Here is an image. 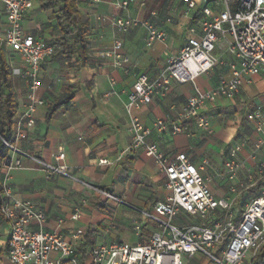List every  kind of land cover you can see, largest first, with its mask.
Wrapping results in <instances>:
<instances>
[{
  "label": "crops",
  "instance_id": "1",
  "mask_svg": "<svg viewBox=\"0 0 264 264\" xmlns=\"http://www.w3.org/2000/svg\"><path fill=\"white\" fill-rule=\"evenodd\" d=\"M69 1L75 3L78 18L87 22L85 38L90 62L77 71L68 68L63 57L42 62L37 96L45 101V105L36 110L33 127H22L27 138L16 143L18 149L46 163H54L53 156L64 152L67 175L47 177L35 161L26 158L24 169L10 173L9 184L17 199L29 200L45 211V230L56 231L69 241L71 234L79 231L76 250L84 249L85 253L82 258L79 252L78 258L82 260L77 261L91 264L90 250L96 245H129L123 240L130 233H133L135 244L145 243L154 227L147 224L144 213H151L169 194L164 187V175L158 171L153 159L141 149L130 148L129 114L125 103L134 75L146 74L154 79L169 57L180 51L189 32L181 19L182 0H135L126 9L117 6L121 0ZM32 2L33 7L23 19L24 32L46 44L61 42L63 30L57 19L63 6L61 0ZM151 12L155 15L150 16ZM116 15L148 19L163 28L167 38L165 42L147 47L144 28L136 27L123 33L110 24V18ZM4 22L0 4V27ZM115 39L122 42L121 52L129 57L132 74L125 75L114 69L110 58L103 55ZM230 42V36H220L213 51L219 62L209 73L195 80L202 91L215 86L220 76L229 78L228 63L233 61L227 51ZM9 63L17 103L14 123L24 110L27 82L22 76L21 59H10ZM111 79L114 85H111ZM73 83L79 90L71 102L49 115L48 105L62 94L67 84ZM190 93V84L171 82L164 98H153L148 105L133 108L130 114L145 126H151L159 118L171 121ZM258 105L264 106V73L254 76L250 84L243 82L232 100L219 99L208 104L201 113L208 122L206 129L190 121L181 133H153L149 141L155 142L168 156L185 153L196 166L207 158L220 173L229 151L240 145L236 155L240 164L237 179L230 181L224 175L211 176L209 186L215 196L227 195L233 204L237 199L241 203L249 187L257 182L264 183V171L256 172L258 165L264 162V140L258 144L260 136L247 120V114ZM100 159L110 163L99 165ZM235 184L237 194H227V188ZM75 209H79V218L73 220ZM136 224L142 225L140 236L134 231ZM8 231V223L0 215V264H11L7 258ZM51 256L55 257L54 254ZM194 256L184 257V264H200ZM61 264L77 263L63 260Z\"/></svg>",
  "mask_w": 264,
  "mask_h": 264
},
{
  "label": "built area",
  "instance_id": "2",
  "mask_svg": "<svg viewBox=\"0 0 264 264\" xmlns=\"http://www.w3.org/2000/svg\"><path fill=\"white\" fill-rule=\"evenodd\" d=\"M134 1L121 0L117 6L126 9ZM182 2L181 19L188 27L189 36L154 79L146 74L134 75L125 103L129 114L130 148L141 149L153 159L158 171L164 175V187L169 194L154 206L151 213H144L147 224L154 227L145 243L96 245L90 250L91 264H184V257L191 258L196 253L206 255L212 264H264V260L256 263L254 260L264 247V192L252 197L237 219L232 212L233 200L227 195L215 196L209 186L210 178L202 173L207 169L211 176L224 175L230 181L236 180L240 169L236 155L240 145L229 151L220 173L207 158L196 166L185 153L168 156L155 142L149 141L153 133H181L190 121L206 129L208 122L201 113L208 104L219 99L232 100L243 82L250 84L254 76L264 73V0ZM0 4L5 20L0 27V47L21 59L24 65L22 76L27 82L24 110L14 122L13 142L5 143L8 153L0 169V215L9 226L7 258L11 264H61L63 260H73L80 232H73L69 241L56 231L45 230V211L29 200L17 199L9 184L10 173L24 169L23 160L26 158L35 161L47 177L67 175L64 152L53 156L54 163H46L16 147L19 140L27 138L22 127H33L36 110L45 105V101L37 96L41 64L50 59L60 45L46 44L24 32L22 23L33 7L32 0H0ZM149 15L154 16L155 13ZM110 24L123 33L142 26L147 47L165 42L167 38L166 31L148 19L116 15L110 18ZM225 35L231 37L227 48L233 56V61L228 63L230 76H220L215 86L202 91L195 80L209 73L219 62L213 51L220 36ZM121 51L122 42L115 39L103 55L110 58L114 69L125 75L132 74L130 59ZM171 82L191 85V93L173 120L159 118L151 126H145L130 114L133 108L148 105L153 98H164ZM110 83L114 85V80L111 79ZM247 120L254 125L261 140L258 144H261L264 140V106L258 105L251 110ZM109 163L106 159L98 160L99 165ZM263 171L264 162H261L256 172ZM236 184L227 188V194H237ZM180 213L196 217L201 223H174V218ZM71 218H79V209H75ZM141 226H134L139 236Z\"/></svg>",
  "mask_w": 264,
  "mask_h": 264
},
{
  "label": "trees",
  "instance_id": "3",
  "mask_svg": "<svg viewBox=\"0 0 264 264\" xmlns=\"http://www.w3.org/2000/svg\"><path fill=\"white\" fill-rule=\"evenodd\" d=\"M61 2L63 6L58 11L57 19L63 30V38L61 42H55V44L60 45V49L57 50L51 59L63 57L64 61L67 62V67L73 71H77L90 62L85 38L87 22L78 18L73 1L61 0ZM50 5L44 7L47 8ZM78 90L79 86L77 84H67L62 90V94L48 105V114L53 115L61 107L67 106ZM16 109L17 103L12 85V69L7 54L0 49V169L1 163L8 153L5 143L13 142L15 132L13 118L16 114ZM263 188L264 183L257 182L247 189V193L251 197H256L260 195ZM79 252L82 253L83 258L85 250L80 249L79 251L76 250L72 259L77 264H82V262L77 261L82 260V258H78ZM254 260L255 263L258 260H264V247Z\"/></svg>",
  "mask_w": 264,
  "mask_h": 264
},
{
  "label": "rangeland",
  "instance_id": "4",
  "mask_svg": "<svg viewBox=\"0 0 264 264\" xmlns=\"http://www.w3.org/2000/svg\"><path fill=\"white\" fill-rule=\"evenodd\" d=\"M0 49H2L7 54L9 61H10V59H11V61L19 60V57L17 55L9 53L7 50H5L2 47H0ZM203 174H206L210 178V181H211V175L207 169L203 172ZM168 193H169V191H168ZM250 198H251V196L247 194L246 198L244 200H242L241 203L238 201V199H237V201H235V203L232 206V212H233L234 217H238L239 213H241L242 210L244 209L245 203L247 201H249ZM144 217L146 218V216H144ZM173 222L176 224L201 223V221L198 218L190 217V216L183 214V213H180L178 215V217H175ZM130 234H128L124 238L123 241L125 243H128L129 245H132V243L133 244H135V243L133 242L134 241L133 240V233H130ZM129 237H131V238H129ZM194 260H198L200 262V264H212L211 260L206 255H204L202 253H196L194 256Z\"/></svg>",
  "mask_w": 264,
  "mask_h": 264
}]
</instances>
